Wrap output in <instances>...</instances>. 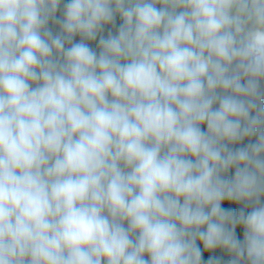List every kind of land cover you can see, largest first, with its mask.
<instances>
[{"label": "clouds", "instance_id": "1", "mask_svg": "<svg viewBox=\"0 0 264 264\" xmlns=\"http://www.w3.org/2000/svg\"><path fill=\"white\" fill-rule=\"evenodd\" d=\"M262 81L264 0H0V264H264Z\"/></svg>", "mask_w": 264, "mask_h": 264}, {"label": "trees", "instance_id": "2", "mask_svg": "<svg viewBox=\"0 0 264 264\" xmlns=\"http://www.w3.org/2000/svg\"><path fill=\"white\" fill-rule=\"evenodd\" d=\"M66 2H67V0H65V3ZM56 15H57L58 19H63V4L61 5V7L58 10ZM121 23H122V20L119 18V16H117L115 26H111V25L106 26L102 35H104L105 38H107V34L109 31H111L113 34H117L119 25ZM49 27L51 28V30L53 31L54 34H58L60 31L59 25L53 24L52 22H50ZM98 39H99V37H98ZM98 39H97V42H88L89 46L92 47L93 50H95L97 53H99V51H100L99 46H98ZM79 40H80V37L77 36V37H75L74 42H79ZM261 87H262V89H264V81L261 82ZM202 127L206 131V126H202ZM248 142H249V140L246 139L245 141L242 142V145H237V146H243V145L247 144ZM251 142H255V138H252ZM262 203H264V198H262ZM223 206L224 207H233V208L236 207L235 205H228L227 203H225ZM125 226H127V224H125ZM237 235L241 240L243 239V233L241 230L238 229ZM214 255L219 256L221 258L222 264H227V261L230 259V256L227 253H224V252L219 251V250L217 252H215ZM208 256H209L208 253L204 254V260L205 261L208 259ZM146 259H147V257H146Z\"/></svg>", "mask_w": 264, "mask_h": 264}]
</instances>
